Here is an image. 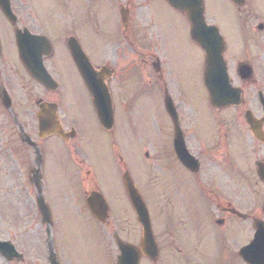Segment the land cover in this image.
Returning a JSON list of instances; mask_svg holds the SVG:
<instances>
[{
  "label": "flooded vegetation",
  "instance_id": "af4514ba",
  "mask_svg": "<svg viewBox=\"0 0 264 264\" xmlns=\"http://www.w3.org/2000/svg\"><path fill=\"white\" fill-rule=\"evenodd\" d=\"M160 5L177 18L179 30L173 37L162 34L156 23L160 18L154 11ZM202 5L205 24L220 36L226 73L223 78L209 76L207 82L205 55L190 36L187 15L167 0H123L113 14L106 13L110 20L104 12L95 14L99 22H92L89 12L68 10L48 33L36 28L25 11L11 8L17 24L0 28V151L6 155L0 163V264H115L114 246L77 252L78 257L60 247L58 217L64 208L52 191L59 185L58 175L71 187V200L73 188L80 192L88 183L85 203L89 194L102 193L98 176L105 171L113 181L105 197L108 219L114 218L113 208L125 211L116 217L111 234L132 247L130 258L137 256L138 264H247L240 254L251 241L252 220L264 218V6L261 0H202ZM17 30L46 40L36 49L38 57L4 56ZM69 45L82 52L109 94L113 127L106 131L96 122L104 147L106 139L107 149L112 147L109 159L88 155L91 134L86 124L65 112L70 102L83 110L91 106ZM39 59L47 75L43 81L34 78L41 73ZM207 86L225 93L224 105L210 106ZM154 94L161 105L164 98L173 102L177 136L188 159L181 163L175 156L176 130L169 120L163 158H156L164 166L163 184L149 196L161 197L170 211L179 208L182 213L149 218L158 250L155 262L139 250L141 230L121 184L130 163L126 158L124 163L125 151L132 158L149 157L147 146L135 143L133 113L138 112L139 98ZM181 94L195 110L191 117L181 109ZM42 105L46 111L38 119ZM117 120L122 124L117 126ZM48 131L57 135L43 137ZM58 146L66 148V156H59ZM38 190L50 218L41 217ZM111 196L117 206L109 202ZM112 226L107 221L98 228L110 232Z\"/></svg>",
  "mask_w": 264,
  "mask_h": 264
},
{
  "label": "rangeland",
  "instance_id": "374dc122",
  "mask_svg": "<svg viewBox=\"0 0 264 264\" xmlns=\"http://www.w3.org/2000/svg\"><path fill=\"white\" fill-rule=\"evenodd\" d=\"M13 6L17 9L20 8L23 12L25 9L26 13L30 17V20L34 22V26L39 28L40 30L46 31L50 25L58 23L61 21L59 16H62L63 12L68 10H77L80 13L86 11L90 13L92 22L96 21L99 22L100 19L96 17L94 20L95 14L98 16L102 14L103 17H107L109 20L111 17V8L109 7L111 3L115 6L117 3L123 0H12ZM87 1L90 3L88 4ZM138 0H134L135 4ZM111 2V3H109ZM261 6H264V0H261ZM110 13V14H106ZM154 14H158L160 18V22H156L160 25V31L162 34L170 33L171 37L177 35L179 30V24L177 18L169 11L160 5L158 10L154 11ZM1 17V16H0ZM83 20V16H80ZM154 18V15H153ZM76 19L80 20L76 17ZM66 20V19H63ZM154 20H156L154 18ZM2 21V20H0ZM4 22L1 23L0 28L2 29ZM51 30H47L48 33ZM9 46V45H8ZM173 46L171 47V53H173ZM13 49V48H12ZM15 54V52L13 51ZM187 53V52H186ZM5 55H11V48L10 46L8 49L5 50ZM173 85L177 84L175 81L172 80ZM180 96V103L181 109L185 115L191 117L195 114V110L190 108L187 104H185L187 95L181 94L177 95ZM177 98V97H176ZM160 97L157 94L152 95L149 98H139L138 99V112L137 110L133 113V125L137 129V138L135 143L139 146L141 145H150L156 144L161 148L158 150L157 154L160 159L163 158L164 149L166 145V141L168 139L169 131H170V124L165 114L164 108L159 102ZM188 101V100H187ZM202 102V101H201ZM204 104V102H202ZM67 116L72 118L79 123L80 125L86 124L88 133L91 134V139L87 143V152L89 156H92V152L95 153L96 156H104L108 154V149L102 143V137L97 134L96 130V122L95 117L92 112V108L88 106L83 108L80 104H76L75 102H70L69 107L65 110ZM90 126H89V125ZM122 122H116V125H120ZM108 139H106L107 141ZM153 147V146H152ZM154 148V147H153ZM149 150V148H148ZM109 151L112 152V147L109 146ZM0 151V163L2 162V158L6 155L1 154ZM152 153L149 155L150 158L148 161H145L146 166H141L139 164L138 157H130L128 152L125 151L123 153V157L129 160V173H131L133 178H137L139 181V190L141 194L145 198L147 202L150 203V198L148 195L147 190L150 188L159 189L162 187L163 178L162 176L159 177L158 172H162V164L156 163L155 168L151 167L154 165L150 164L152 162L151 158ZM66 150L60 149L59 156L63 157L66 156ZM108 166H110L109 162H107ZM151 169V170H150ZM150 170V172H149ZM147 171L150 173L147 174ZM158 174V175H157ZM98 180V186L102 191L103 196L107 197L109 195L108 191L112 188L113 181L110 180V173L105 171L104 174H101ZM117 181V179H115ZM57 186L52 189L53 192H57L58 194V204L60 207L64 208L63 213L58 218H61V222L59 223V241L64 248H68L72 257H78L77 252H90L95 247L106 246L112 247V237L110 235L111 232L108 230L100 231L98 233L96 229V225L93 221H91L90 217L87 216L86 212L81 211L80 207L82 204V198L84 196V191H89L91 188L88 183H83L82 186L79 188V191L76 188H73V199L71 200V196L69 195L71 188L65 181L61 175L57 176ZM143 187V188H142ZM51 190V189H50ZM91 190V189H90ZM86 192V194H87ZM111 192V191H110ZM109 202L112 206H117V203L114 201L112 196L109 199ZM164 203L161 199H159V204ZM113 208V217L109 218L110 223L113 224L112 229L115 230V225L117 224L116 218L118 215L120 216L122 213H125L123 210L124 207ZM161 209L157 205V210ZM163 209V208H162ZM164 210V209H163ZM120 211V212H119ZM79 213L83 215H79ZM160 213H163L160 211ZM172 214V213H171ZM159 242L161 245L164 243V238H159ZM81 264V263H77Z\"/></svg>",
  "mask_w": 264,
  "mask_h": 264
},
{
  "label": "water",
  "instance_id": "95a60500",
  "mask_svg": "<svg viewBox=\"0 0 264 264\" xmlns=\"http://www.w3.org/2000/svg\"><path fill=\"white\" fill-rule=\"evenodd\" d=\"M170 3L172 4L173 7L175 8H181L183 5L182 0H169ZM199 11L197 13L194 12H189L188 16L190 19V22L192 24V32L194 31H199L201 28L202 29H206V27L203 24V19H202V12H201V6L200 4L198 5ZM0 10L2 11V13L4 14V16L10 20V11H9V5H8V0H0ZM201 45V47L205 50L207 57H209L208 59V66L211 65V63L216 64L217 62H219V58H218V54L214 53L212 49H216V47L218 46V44L215 41H208L205 38L203 39H197ZM16 47H17V51H18V55L21 56L22 54H24V50L28 48L32 47V42L28 41L26 45L21 43L20 37L18 35H16ZM71 52L74 55L75 51L73 52V49L71 48ZM212 56V59H211ZM77 67L78 70L80 68L79 64L77 63ZM88 71V70H87ZM81 73V77L83 80H85V76L82 70H80ZM90 91V95L92 97V102H93V106L95 109V112L99 118V120L103 123L105 120V115H104V110L102 108V102L101 99L102 95L95 89H93L92 87L89 89ZM209 97V101L211 103V105L213 106H218L221 103L220 99H219V95L218 94H214V93H209L208 95ZM109 100H107L108 102ZM126 188H127V194L129 197V200L131 202V205L136 213V216L140 222V224L143 226L144 230H145V225H147V214H146V210L145 207L143 205V203L141 202L139 196L136 194V192L129 186V183L126 182ZM88 204L92 205V204H97L100 208H101V201L97 200L94 195H92L89 199H88ZM39 208L41 210L42 216L43 218H49L48 214H47V209L46 207L43 205L42 201L38 202ZM95 217V216H94ZM100 219V218H97ZM254 229L256 230V234L255 237L259 238V237H264V227L262 225V223H257L255 222L253 224ZM150 237V233L148 231L147 233V229L144 231L143 234V245L146 244L147 240H149ZM128 248L126 247H119L121 256H123L126 253V250ZM122 259L119 258L118 262L119 264H121Z\"/></svg>",
  "mask_w": 264,
  "mask_h": 264
}]
</instances>
